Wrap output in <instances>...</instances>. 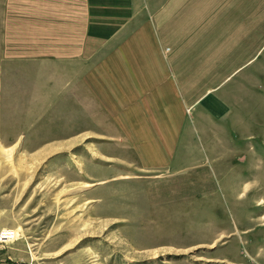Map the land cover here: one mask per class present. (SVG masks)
Here are the masks:
<instances>
[{"label":"rangeland","instance_id":"1","mask_svg":"<svg viewBox=\"0 0 264 264\" xmlns=\"http://www.w3.org/2000/svg\"><path fill=\"white\" fill-rule=\"evenodd\" d=\"M251 2L253 22L229 33L242 48L206 65L196 49L228 112L199 109L189 153L153 170L76 104L88 0H0V234L29 263L264 264V0Z\"/></svg>","mask_w":264,"mask_h":264},{"label":"crops","instance_id":"2","mask_svg":"<svg viewBox=\"0 0 264 264\" xmlns=\"http://www.w3.org/2000/svg\"><path fill=\"white\" fill-rule=\"evenodd\" d=\"M166 1L88 0L76 48L78 63L90 65L81 72L83 93L75 94L81 112L105 114L108 135L122 133V143L153 170L173 165L180 152L189 153L199 109L214 118L228 112L221 93H207L211 77L205 71L197 76L196 49H204L199 61L206 65L214 50L221 55L242 48L229 33H244L256 16L252 0H174L165 8ZM30 259L27 243L0 244V264Z\"/></svg>","mask_w":264,"mask_h":264},{"label":"built area","instance_id":"3","mask_svg":"<svg viewBox=\"0 0 264 264\" xmlns=\"http://www.w3.org/2000/svg\"><path fill=\"white\" fill-rule=\"evenodd\" d=\"M8 234H6L5 236L3 235L2 237V233L0 234V244H8L11 242V240L7 237ZM23 264V263H20ZM27 264H32V263H27Z\"/></svg>","mask_w":264,"mask_h":264}]
</instances>
